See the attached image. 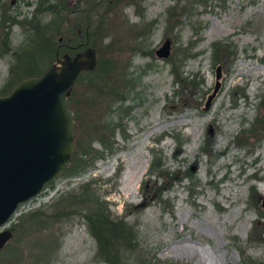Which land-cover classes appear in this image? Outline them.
<instances>
[{"label": "rangeland", "instance_id": "1", "mask_svg": "<svg viewBox=\"0 0 264 264\" xmlns=\"http://www.w3.org/2000/svg\"><path fill=\"white\" fill-rule=\"evenodd\" d=\"M3 2L0 53L6 32L20 58L0 55V94L21 78L41 73L55 54L60 58L92 47L94 67L81 68L67 93L75 121L68 162L85 159L86 148L102 149L101 142L110 150L91 167L59 172L17 206L0 227L11 230L0 249V264L29 263L43 241L57 247L44 264H105L92 259L94 239L77 216L54 219L33 231L16 226L23 212L40 205L60 209L65 194L83 193L87 181L113 215L128 212V220L138 218L140 242L157 258L177 264H264V0H206L171 29L164 28V16L172 0H142L140 7L117 2L108 14L103 2L90 18L89 10H79L83 0H70L68 10L58 12L57 33L31 32L19 23L6 31V13L28 19L42 2ZM119 7L130 23L155 18L146 39L122 22ZM39 15V23L51 16L47 11ZM96 16L102 20L91 24ZM100 25L106 29L99 31ZM165 37L172 64L154 54ZM188 41L193 42L186 50L190 55L181 65L190 78L185 89L186 83L174 80L171 66L178 64L174 57L183 54ZM11 64L18 66L13 80ZM216 65L219 85L204 108ZM154 155L168 170H178L177 180L162 186V201H143L139 185ZM147 188L151 197L153 187ZM254 221L262 233L248 243Z\"/></svg>", "mask_w": 264, "mask_h": 264}, {"label": "trees", "instance_id": "2", "mask_svg": "<svg viewBox=\"0 0 264 264\" xmlns=\"http://www.w3.org/2000/svg\"><path fill=\"white\" fill-rule=\"evenodd\" d=\"M53 1L55 2L53 3ZM61 1H64V4ZM141 1L142 0H83V4L79 7V10H89L90 16H88V18H90L93 14L92 9L96 8L98 5L103 4V2H105L104 12L108 14L111 12V10H109L110 6L114 8L119 6L118 4L121 3V6L130 4L136 7H140ZM205 1L206 0H172V3L165 8L164 28H173L176 24H178L180 16L188 15L193 11V7H195V5L198 3L205 5ZM38 2L42 3L40 6L38 5L39 3H36L34 5L32 16H30L28 19H16L13 15H9L6 13L5 16H8L6 20V31L9 29L11 23H19L23 28H25L26 26L28 30H32L31 32H35L39 29L40 32H42V29L45 28L50 32L53 31L57 33L59 31V27L55 24V22L57 21L56 18L58 17V12L64 7H66V9L69 8L70 0H38ZM3 4V0H0V9L4 8ZM119 8V13L117 14L116 12L117 16H122V22L127 23L128 20L125 17V14H123L122 12V7ZM44 11H47L51 16L43 23H39V13L41 14ZM2 18H4L3 15ZM90 20L91 24L92 21L94 22L93 24H95L100 22L102 20V17L99 18L98 16H96L95 20L93 18H91ZM154 23L155 18H150L148 20L140 19L138 22L130 24L138 29L140 39H146V37L151 32ZM97 29L101 31L105 30L106 27L104 28L103 25H100ZM2 42L4 44V49L2 53H0V55L6 52L11 54L16 60L20 58V51L15 50V48L9 46L6 32L2 37ZM192 43V41L187 42L186 46L183 48V54H181L179 58L174 57L178 64H176L175 66H171V72L177 78L174 80H176V82L182 83L183 81V83H186V86H184L185 89L190 85L188 84L190 82V78L187 79L188 76L183 73L181 65L182 61H184V59L190 55V53H188V51L186 50L188 48H191ZM143 47V45H138L137 49ZM164 59L168 63L172 64V57L169 56ZM17 72V64H11L9 67V75H11L10 80L16 78ZM194 73L192 74L195 75L196 73ZM200 82L201 79L197 81V84H199ZM122 97L123 95L121 93L119 99H122ZM101 143L102 149L91 151L89 150V148L84 149L83 152L86 156L85 159H79V161L77 162L70 160V162L65 165L62 171L68 174H72L83 168L93 166V163L96 159L103 158L108 153H105L104 151L110 150L109 143ZM110 143L113 144L112 139H110ZM117 172L118 168L115 170L113 177L117 176ZM144 174L145 176L143 177L139 185L142 193L141 199L143 201H145L146 198H149L150 200L153 199L154 201H162V186L166 183L167 185H165V187H168V185L173 183V181L177 180L178 170H168L165 166H163V161H161L158 156L154 155L152 156ZM158 178H161L159 183H157ZM49 182H51V180H49L48 183ZM90 184V181L84 182L83 193L76 192L73 194H65L64 199H66V203L60 209L49 211V209L40 205L36 208L23 212L18 217L19 220L16 224L17 229L22 228L26 231H33L34 229L39 228V226H47L48 224H50L49 221H54V219L58 220L63 216H77L81 220V222L84 223L87 231L94 239L95 250L92 254V259L96 262H103L105 264H177L175 261H172L170 259L157 258L152 253H148L147 249H145V247L142 246L140 242V222L138 218L134 220H128L126 218L128 212H124L119 215H113L109 210L107 200L102 198L97 193V188H90ZM148 185H150V187H153V195L151 197H148L149 195H151L148 193ZM144 187L146 191L143 190ZM261 233L262 230L254 221L248 232L247 242L251 243L256 239L259 240V236ZM49 242L50 241H43L39 246V249L36 248V251L32 252V258L27 264H44L43 262H47V260L51 259L53 254H55L57 247H52V244Z\"/></svg>", "mask_w": 264, "mask_h": 264}, {"label": "water", "instance_id": "3", "mask_svg": "<svg viewBox=\"0 0 264 264\" xmlns=\"http://www.w3.org/2000/svg\"><path fill=\"white\" fill-rule=\"evenodd\" d=\"M169 50L170 39L165 37L154 54L166 58ZM95 61L89 46L74 55L55 54L54 63L41 73L21 78L0 94V227L68 163L75 121L67 93L79 70L92 69ZM214 76L204 108L218 88L219 65ZM10 237V228H0V249Z\"/></svg>", "mask_w": 264, "mask_h": 264}]
</instances>
